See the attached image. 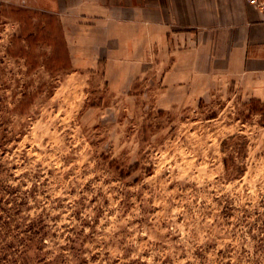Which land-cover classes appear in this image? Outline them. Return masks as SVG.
Here are the masks:
<instances>
[{
  "label": "rangeland",
  "instance_id": "rangeland-1",
  "mask_svg": "<svg viewBox=\"0 0 264 264\" xmlns=\"http://www.w3.org/2000/svg\"><path fill=\"white\" fill-rule=\"evenodd\" d=\"M68 3L0 0V264H264V99L115 96Z\"/></svg>",
  "mask_w": 264,
  "mask_h": 264
},
{
  "label": "crops",
  "instance_id": "crops-1",
  "mask_svg": "<svg viewBox=\"0 0 264 264\" xmlns=\"http://www.w3.org/2000/svg\"><path fill=\"white\" fill-rule=\"evenodd\" d=\"M68 2L71 71L100 68L115 96L200 98L218 78L264 99V16L246 0Z\"/></svg>",
  "mask_w": 264,
  "mask_h": 264
},
{
  "label": "built area",
  "instance_id": "built-area-1",
  "mask_svg": "<svg viewBox=\"0 0 264 264\" xmlns=\"http://www.w3.org/2000/svg\"><path fill=\"white\" fill-rule=\"evenodd\" d=\"M246 2L264 16V0H246Z\"/></svg>",
  "mask_w": 264,
  "mask_h": 264
},
{
  "label": "trees",
  "instance_id": "trees-1",
  "mask_svg": "<svg viewBox=\"0 0 264 264\" xmlns=\"http://www.w3.org/2000/svg\"><path fill=\"white\" fill-rule=\"evenodd\" d=\"M254 101H257L258 103H260V101L259 100H257V99H254ZM264 106V102H263V105H262V107ZM225 165V164H224ZM225 167H226V165H225ZM13 264H17V262L16 261H14L13 262Z\"/></svg>",
  "mask_w": 264,
  "mask_h": 264
}]
</instances>
